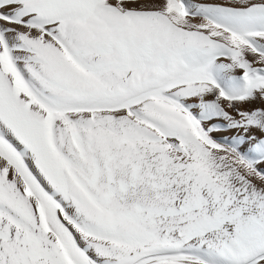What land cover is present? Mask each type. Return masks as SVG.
<instances>
[{
  "label": "snow or ice",
  "instance_id": "1",
  "mask_svg": "<svg viewBox=\"0 0 264 264\" xmlns=\"http://www.w3.org/2000/svg\"><path fill=\"white\" fill-rule=\"evenodd\" d=\"M0 264H264V0H0Z\"/></svg>",
  "mask_w": 264,
  "mask_h": 264
}]
</instances>
